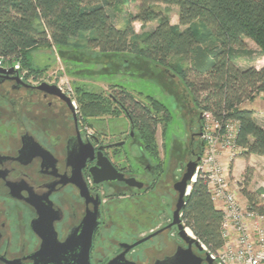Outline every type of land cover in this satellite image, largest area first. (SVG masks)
Segmentation results:
<instances>
[{"label": "flooded vegetation", "instance_id": "obj_1", "mask_svg": "<svg viewBox=\"0 0 264 264\" xmlns=\"http://www.w3.org/2000/svg\"><path fill=\"white\" fill-rule=\"evenodd\" d=\"M40 85L0 75V264H170L189 248L175 218L176 184L182 165L202 157L204 121L192 91L183 82L180 96L170 91L189 134L181 157L165 145L163 124L155 139L164 147L148 148L115 98L129 133L85 134L78 112ZM104 158L121 180L96 182ZM91 231L87 262L80 255Z\"/></svg>", "mask_w": 264, "mask_h": 264}, {"label": "trees", "instance_id": "obj_2", "mask_svg": "<svg viewBox=\"0 0 264 264\" xmlns=\"http://www.w3.org/2000/svg\"><path fill=\"white\" fill-rule=\"evenodd\" d=\"M115 5V0H0V57L21 62L37 76L41 72L31 67L29 52L54 47L60 53L85 55L89 61L94 58L93 65L104 67V74L143 77L159 69L170 72V58H180L188 65L178 72L174 69V74L192 91L201 110L222 126L230 121L238 124L236 143L242 156H264V129L254 112L241 107L264 93V67L240 68L236 62L238 51L246 52L245 40L259 49L257 54L246 52L251 61L264 57V0H141L133 23L157 26L140 40L132 24L124 28L116 24L110 13ZM161 5L178 9V25H171L157 8ZM78 38H85L84 49L71 48ZM80 96L84 119L105 113L103 99L90 93ZM108 97L122 102L148 148H157L160 117L125 89L114 86ZM246 175L243 186L238 184L240 194L249 212L264 217V190L250 191ZM182 220L211 252L224 246L223 212L201 177L186 198Z\"/></svg>", "mask_w": 264, "mask_h": 264}, {"label": "rangeland", "instance_id": "obj_3", "mask_svg": "<svg viewBox=\"0 0 264 264\" xmlns=\"http://www.w3.org/2000/svg\"><path fill=\"white\" fill-rule=\"evenodd\" d=\"M116 5L110 10L113 15L116 24L120 28H124L128 23L132 24L135 30V36L139 40L144 37L145 34L154 30L157 26L156 22L143 25L141 22H134L133 20L139 14V8L141 0H115ZM158 9L162 10L169 19L172 25H178V9L176 7L158 6ZM200 34H206L203 28H199ZM246 41V52L258 53V47L251 41ZM71 48H85V38L75 39ZM246 52L238 51L237 65L240 68H247L249 66L260 65L251 61V57ZM254 57V56H253ZM28 59L31 67L35 71H40L41 75H34L29 73V70L23 68L24 72L28 76H36L42 78L48 83L58 84L62 86L66 92L70 93L73 99L76 101L77 112L80 118L83 120L84 127L92 133L93 131H107L110 134L118 132H128L130 130V123L125 113L121 112L115 107L112 101L108 100L109 95L114 91V86L120 89H125L131 93L136 100L146 104L156 115L162 118L163 114L161 109L169 112L171 115V121H162L165 131V145L171 146L174 150H179L181 157H186L189 150V134L185 126V121L181 115L179 106L176 105V101L170 97V91L175 92L177 95H181L182 86L181 79L176 76L174 71L180 68L187 67V63L180 58H170L171 70L166 72L163 69L159 71H153L148 77H143L137 74H121L112 73L104 74V67L101 65H93L94 58L88 60L87 56L79 55L77 52L70 50L60 53L56 48H35L28 54ZM177 74V73H176ZM82 93H90L93 96H98L104 101L105 113L98 114L94 117H88L84 119L82 116L80 106V95ZM203 113V111H202ZM157 146L160 149L163 146L162 139L158 135ZM164 151L166 149H163ZM189 160V159H188ZM190 160L195 161L191 158ZM187 162V161H186ZM182 165L184 171H186L185 165ZM229 178V187L236 191L239 199L243 202V198L240 194V187L244 184V179H241L238 183L231 178V160L225 159ZM238 184L241 186L239 187Z\"/></svg>", "mask_w": 264, "mask_h": 264}, {"label": "built area", "instance_id": "obj_4", "mask_svg": "<svg viewBox=\"0 0 264 264\" xmlns=\"http://www.w3.org/2000/svg\"><path fill=\"white\" fill-rule=\"evenodd\" d=\"M0 69H13L21 80L33 85L48 83L42 78L29 77L23 73L21 62L10 63L0 57ZM57 86L70 98L77 112L76 101L70 93L62 86ZM202 117L204 151L194 181L198 177L206 181L213 202L223 212L222 237L225 241L224 246L216 252H211L199 241L203 252L208 253L215 264H264V217L249 212L236 191L229 187L225 159L232 161L242 153L236 143L238 124L230 121L222 126L204 111ZM84 132L91 134L87 127H84ZM187 231L192 238L197 239L188 227Z\"/></svg>", "mask_w": 264, "mask_h": 264}, {"label": "water", "instance_id": "obj_5", "mask_svg": "<svg viewBox=\"0 0 264 264\" xmlns=\"http://www.w3.org/2000/svg\"><path fill=\"white\" fill-rule=\"evenodd\" d=\"M14 74H17V72H15L13 69H10L8 71L4 69H0V75L8 76ZM37 89L47 92L48 94L58 96L68 105L71 111L73 112L75 111L74 108L72 107V102L70 98H68L64 93H62V91L57 85L42 83ZM200 160L201 158L199 157L196 161L188 162V164L186 165V171L182 179L176 184V190L179 193V201H178V208L175 213V218L179 222L180 235L187 241L189 248L186 251L179 252L174 258H171L170 264H215L211 260L209 254L203 252L199 240L194 239L190 236V234L187 231L186 225L183 223L182 218H180V216L182 215V211L186 205V198L190 195L192 190V185L196 182V180L194 181V179L196 175V169L198 167V163L200 162ZM100 165H102V167L105 166V170L102 171L103 178L97 180L96 181L97 183L108 182V181H119L122 179V175H120L115 170V168L106 158H104L103 162H101ZM91 237H92V231L90 232V236L88 237L87 250L86 252H83L80 255L87 262L89 256L88 252L91 246ZM69 245H70V241H67L64 244H60L59 246H61V249H65V247ZM194 249L198 253H196ZM40 254L41 255L44 254V249Z\"/></svg>", "mask_w": 264, "mask_h": 264}, {"label": "crops", "instance_id": "obj_6", "mask_svg": "<svg viewBox=\"0 0 264 264\" xmlns=\"http://www.w3.org/2000/svg\"><path fill=\"white\" fill-rule=\"evenodd\" d=\"M256 63H260V65L255 66L257 69L264 67V57L257 60ZM241 107L254 112L256 122L264 129V93L260 94L254 101L245 102ZM231 162L230 175L235 182L238 183L241 179L246 178L248 172V189L250 191L264 190V156L251 155L244 157L238 155ZM243 202L246 206L244 199Z\"/></svg>", "mask_w": 264, "mask_h": 264}, {"label": "bare ground", "instance_id": "obj_7", "mask_svg": "<svg viewBox=\"0 0 264 264\" xmlns=\"http://www.w3.org/2000/svg\"><path fill=\"white\" fill-rule=\"evenodd\" d=\"M190 235H191V233H190Z\"/></svg>", "mask_w": 264, "mask_h": 264}]
</instances>
